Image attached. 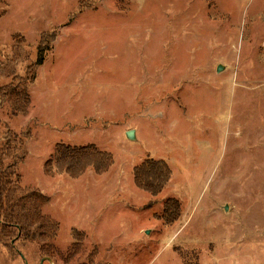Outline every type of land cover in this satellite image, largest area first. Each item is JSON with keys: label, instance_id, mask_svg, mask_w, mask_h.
Here are the masks:
<instances>
[{"label": "rangeland", "instance_id": "1", "mask_svg": "<svg viewBox=\"0 0 264 264\" xmlns=\"http://www.w3.org/2000/svg\"><path fill=\"white\" fill-rule=\"evenodd\" d=\"M13 163L0 264H264V0H0Z\"/></svg>", "mask_w": 264, "mask_h": 264}, {"label": "trees", "instance_id": "2", "mask_svg": "<svg viewBox=\"0 0 264 264\" xmlns=\"http://www.w3.org/2000/svg\"><path fill=\"white\" fill-rule=\"evenodd\" d=\"M43 59L44 54L40 53V56L36 63L41 64L43 62ZM87 150L89 149L82 147L71 151L74 153L79 152L83 156H86L88 154H96L95 148L91 147L90 150L86 152ZM104 161H106L104 166L99 168L97 171L102 172L108 169L109 165L111 164L110 157H106ZM14 165L15 164L13 163V165H10L6 168H0V223L2 224L4 232L7 233L11 232L12 228L18 229V224L22 226V229H24L25 225L27 224L25 220L26 216L21 210L19 202L16 198V191L18 186H15V183L18 175L16 174ZM12 166L13 171H10V168ZM87 166L85 165L84 167ZM169 172L170 171L165 164L162 165L156 160H148L140 166V171H137L136 178L139 186H143L142 188L147 186L145 189L153 191L154 193H158L164 187V181L169 178ZM142 178L146 180V183L143 182ZM154 179H160V181L158 182V184H155V187H151ZM172 201L173 204L175 203L176 207L178 208L179 203L176 200ZM20 229L21 227L19 228V230Z\"/></svg>", "mask_w": 264, "mask_h": 264}, {"label": "water", "instance_id": "3", "mask_svg": "<svg viewBox=\"0 0 264 264\" xmlns=\"http://www.w3.org/2000/svg\"><path fill=\"white\" fill-rule=\"evenodd\" d=\"M127 135H128L129 138H133L134 137L133 130H129L128 133H127Z\"/></svg>", "mask_w": 264, "mask_h": 264}]
</instances>
